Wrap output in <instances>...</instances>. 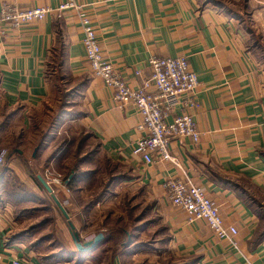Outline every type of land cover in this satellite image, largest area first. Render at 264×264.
<instances>
[{"label":"crops","instance_id":"obj_1","mask_svg":"<svg viewBox=\"0 0 264 264\" xmlns=\"http://www.w3.org/2000/svg\"><path fill=\"white\" fill-rule=\"evenodd\" d=\"M67 1L0 0V7L14 3L51 9L44 20L0 35V148L10 152L2 184L14 175L30 194H45L36 176L45 178L51 169V145L45 141L33 158L42 138L33 128L52 102L51 66L55 59L63 61L66 75L81 86L82 124L110 161L125 167L128 188L138 185L146 192L143 203L168 228L171 257L164 248L163 259L168 264H264V0H75L95 27L104 58L132 88L150 80L152 57H188L199 81L194 116L201 137L198 144L189 138L172 140L170 152L218 204L225 225L237 229V246L216 237L205 221L188 225L185 212L172 206L163 185L168 177H180V170L170 162L146 164L133 154L142 136L141 117L132 105L117 107L113 92L93 75L79 11H58ZM60 44L63 58L56 53ZM181 112L178 105L173 115ZM54 193L76 231L93 239L99 233L94 222L85 227L81 216L89 203L79 204L76 192L70 195L71 186H54ZM30 202L0 204V264L16 259L20 264H69L67 253L51 259L52 252L43 250L39 240H26L17 207L26 209ZM65 229L74 251L68 224ZM124 232L127 248L134 246L136 237ZM110 243L104 240L92 252L75 256L82 264H99ZM164 244L157 239V253ZM123 262L120 255L110 260Z\"/></svg>","mask_w":264,"mask_h":264},{"label":"rangeland","instance_id":"obj_2","mask_svg":"<svg viewBox=\"0 0 264 264\" xmlns=\"http://www.w3.org/2000/svg\"><path fill=\"white\" fill-rule=\"evenodd\" d=\"M51 72L52 102L45 112L44 120L36 121L37 127L33 130L45 136L48 145L50 143L47 164L68 180L66 185L71 186L70 195L75 191L79 204L89 203L81 209L83 225L86 227L93 221L96 226L94 232L102 230L113 237V242L107 247L109 250L99 256V262L110 264L111 256L119 253L124 264H168L169 260L162 257L164 248L166 257H171L167 252L168 228L160 224L156 214L151 213L152 209L143 203L146 192L138 185L133 189L128 188L124 180L125 167L110 161L101 151L97 140L82 124L81 119L85 113L79 105L81 86L78 87L76 81L66 75L56 59ZM2 148L6 147L0 149ZM33 169L35 175L37 168L33 166ZM11 179L12 177L9 184L0 188V204L8 199L5 194L18 193L10 190ZM41 195L43 198L39 199H33L31 194H25L21 199L18 197L17 203L23 200L31 202L26 209L17 207V216L23 226L21 229L26 233V240L43 242L42 249L54 253L53 259L56 260L64 252L73 253V250L67 249L69 240L64 235L67 221L50 194ZM124 230H128L131 237H136L134 246L127 248L129 240ZM81 239L87 241L90 238L81 236ZM157 239L165 242L164 245H159L163 249L159 253L156 250ZM67 260L69 264H75L79 257L68 255L65 262ZM179 263H182L180 258Z\"/></svg>","mask_w":264,"mask_h":264},{"label":"built area","instance_id":"obj_3","mask_svg":"<svg viewBox=\"0 0 264 264\" xmlns=\"http://www.w3.org/2000/svg\"><path fill=\"white\" fill-rule=\"evenodd\" d=\"M67 9L79 11L84 31L83 45L93 75L100 78L113 92L117 107L125 109L132 105L141 117L138 130L142 136L134 147L133 154L140 156L146 164L170 162L180 170V177H168L163 185L172 206L185 212L188 225L205 221L216 237L237 246V229L225 225L218 204L207 195L204 188L194 184L179 158L170 152L172 140L183 141L189 138L198 144L201 137L194 116V111L199 107V81L196 73L190 69L188 58L152 57L150 80L137 89L132 88L115 65L104 58L97 31L82 11V6L75 0H68L60 5L58 11ZM50 12L51 9L46 7L21 8L14 3H4L0 7V35L5 36L7 30H19L35 21L44 20ZM178 105L182 112L173 115ZM171 115L173 120L169 121ZM8 156L7 148L0 149V168L5 165ZM45 179L53 190L54 186H65L68 183V180L53 169L45 171ZM13 264L20 263L16 259Z\"/></svg>","mask_w":264,"mask_h":264},{"label":"water","instance_id":"obj_4","mask_svg":"<svg viewBox=\"0 0 264 264\" xmlns=\"http://www.w3.org/2000/svg\"><path fill=\"white\" fill-rule=\"evenodd\" d=\"M42 145H39L36 147L34 153H33V158H36L37 152L41 149ZM38 180L44 187V189L51 195L53 201L57 205L58 209L64 216V218L67 220V224L69 226L70 234L72 237V241L77 249V251L81 254H88L92 252L93 250L97 249L101 243L104 242L105 236L103 233L97 234L93 239H89L87 241H82L80 234L76 231L75 226L73 223L70 221V216L68 212L66 211L64 205L61 203V201L57 198V196L54 193V190L52 186L47 182V180L42 176L38 175Z\"/></svg>","mask_w":264,"mask_h":264},{"label":"trees","instance_id":"obj_5","mask_svg":"<svg viewBox=\"0 0 264 264\" xmlns=\"http://www.w3.org/2000/svg\"><path fill=\"white\" fill-rule=\"evenodd\" d=\"M59 49H57L56 51V53H59V56L61 57V58H63L64 57V47L60 44V46L58 47ZM58 56V58H60ZM63 60V59H62ZM62 64H63V61H58V65L59 66H62ZM64 65V64H63ZM45 143V136H42V138H41V140H40V142H39V145H43ZM7 160H6V163H5V165L3 166V167H1L0 168V188L1 187H3L5 184H9L8 183V181H9V179H10V177H12V179H11V183H10V190H12V191H14V192H18L17 193V195L16 194H14V193H7V194H5L6 195V197H8V199H6V200H15V201H17L18 200V197L21 199V198H23V196H25V194H30L27 190H26V188L22 185V184H20L19 183V181L17 180V178L14 176V175H11V176H9L8 177V180L7 181H5L3 184H2V182H3V180L5 179V174L7 173V171H8V169H7ZM36 180H37V182L39 183V185H40V187L42 188V189H44V187L42 186V184L40 183V181L38 180V177L36 176ZM44 191H45V193H48L45 189H44ZM21 193H23V194H21ZM49 194V193H48ZM56 195V194H55ZM15 196H17V199H15ZM31 196H33V199L34 198H37V199H39V197H36V196H34V194H31ZM51 196V195H50ZM52 198V197H51ZM58 198V197H57ZM33 199H31V200H33ZM60 200V199H59ZM61 200H63V199H61ZM18 202V201H17ZM99 233H103L104 234V236H105V242H107V241H111V242H113V237L112 236H108L107 234H105L102 230H100L99 231ZM98 233V234H99ZM20 236V235H19ZM81 236V235H80ZM82 240V239H81ZM83 241V240H82ZM84 242V241H83ZM41 243H43V242H41ZM107 247L108 246H106L105 247V249L103 250V252H105V251H107V250H109V249H107ZM67 248V247H66ZM67 249H70L71 251H72V248L71 247H69V248H67ZM46 251H48V250H46ZM73 253H67V252H64V253H62V255L61 256H63L65 253H67L68 255H73V257H75V254H81V253H79L78 251H72ZM75 253V254H74ZM53 254L54 253H52L50 256V258L52 259L53 258ZM82 256L83 255H85V254H81ZM116 255H119V253L117 254H114V255H112L111 257H114V256H116ZM57 258H60V257H57ZM82 262H83V260L79 257V261H77L75 264H82ZM99 264H100V262H99Z\"/></svg>","mask_w":264,"mask_h":264}]
</instances>
